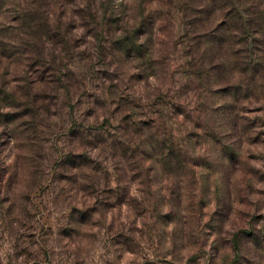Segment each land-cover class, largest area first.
Returning a JSON list of instances; mask_svg holds the SVG:
<instances>
[{"label": "rangeland", "instance_id": "1", "mask_svg": "<svg viewBox=\"0 0 264 264\" xmlns=\"http://www.w3.org/2000/svg\"><path fill=\"white\" fill-rule=\"evenodd\" d=\"M0 264H264V0H0Z\"/></svg>", "mask_w": 264, "mask_h": 264}]
</instances>
